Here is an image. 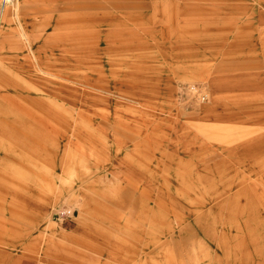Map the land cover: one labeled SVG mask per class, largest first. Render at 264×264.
Here are the masks:
<instances>
[{"label": "rangeland", "instance_id": "rangeland-1", "mask_svg": "<svg viewBox=\"0 0 264 264\" xmlns=\"http://www.w3.org/2000/svg\"><path fill=\"white\" fill-rule=\"evenodd\" d=\"M8 97L0 264H264L263 0H0Z\"/></svg>", "mask_w": 264, "mask_h": 264}, {"label": "crops", "instance_id": "crops-1", "mask_svg": "<svg viewBox=\"0 0 264 264\" xmlns=\"http://www.w3.org/2000/svg\"><path fill=\"white\" fill-rule=\"evenodd\" d=\"M23 36L26 39L25 40V48H27V51H26V53H23L24 55H22L20 57L17 56V58L14 61L15 62H17V60L22 61L21 59H24V60L28 59L29 61H32V62L35 61L36 65H37L36 69L42 71L40 68V64H39V60L42 59V55L39 56V54L34 51V48L36 47V45L35 46L32 45V42L30 41V39H27V36L25 34ZM28 55H29V58H28ZM4 102H5L4 106L7 109L4 111V113L0 117V118H2V121L0 119V136L4 137L5 139L7 138V140L10 143H16V144H20V145H25V144L31 143V142H29V140H31L32 137L27 136L25 134L22 135V133L19 130L21 127V124H24L25 122L19 121L18 115H16L15 112L12 111V108L17 107L16 106L17 103L14 102L13 100H11L10 97L5 99ZM25 125H26V123H25ZM27 125L28 126H25V127H27V129L30 128L31 131H32V129L37 130L36 126H33L31 124L29 125L28 123H27ZM26 139H28V141L25 142ZM36 142H38V141L36 140ZM36 144H38V143H36Z\"/></svg>", "mask_w": 264, "mask_h": 264}]
</instances>
